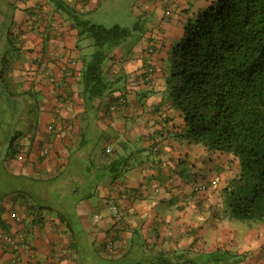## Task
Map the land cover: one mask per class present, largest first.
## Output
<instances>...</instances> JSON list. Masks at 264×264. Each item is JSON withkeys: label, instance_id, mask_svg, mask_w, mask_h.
<instances>
[{"label": "crops", "instance_id": "1", "mask_svg": "<svg viewBox=\"0 0 264 264\" xmlns=\"http://www.w3.org/2000/svg\"><path fill=\"white\" fill-rule=\"evenodd\" d=\"M63 1L84 18L101 0ZM161 1L137 0L131 20H143L144 31L116 48L103 67L116 90L85 104L79 95L85 50L74 22L50 0H0V31H8L3 76L14 83L6 101L35 111L32 119L20 117L0 151V232L23 233L33 255L17 260L0 243V264H156L160 256L175 263L180 252L188 253L185 264H195L219 249L236 255L234 264H264V224L242 229L224 217L222 189L237 162L181 141L183 120L163 103L161 82L143 80L150 43L161 44L154 55L161 63L171 42L173 24L163 20ZM188 2L205 6V0ZM20 84L23 92H16ZM121 97L125 106L110 110ZM10 141L23 149V160L6 157ZM106 153L129 162L118 179ZM196 185L204 190L195 192ZM109 200L123 216L119 224Z\"/></svg>", "mask_w": 264, "mask_h": 264}, {"label": "trees", "instance_id": "2", "mask_svg": "<svg viewBox=\"0 0 264 264\" xmlns=\"http://www.w3.org/2000/svg\"><path fill=\"white\" fill-rule=\"evenodd\" d=\"M188 1L168 0L160 7L163 20H174L181 35L166 46L167 57L161 63L154 59L161 44L150 43L143 80L161 82L163 103L183 120L177 132L181 141L208 152L227 153L237 162V172L222 189L224 217L250 225L264 224V0H205L203 8L202 0H195L198 8ZM50 2L74 22L84 46L80 98L87 104L114 93L116 80L106 75L104 64L116 48L141 34L143 25L136 21L133 28H106L85 21L63 0ZM184 2H188L187 8H181ZM3 70L5 65L1 66V77ZM0 84L10 94L3 80ZM113 101V111L126 102L125 97ZM22 150L10 141L6 157ZM103 160L109 161L114 180L130 166L127 159L111 158L107 153ZM202 190V186L194 187L195 192ZM107 246L113 251L116 238L111 237ZM187 254L175 255V263L162 256L155 263L185 264ZM236 257L219 249L199 255L195 264H234Z\"/></svg>", "mask_w": 264, "mask_h": 264}, {"label": "rangeland", "instance_id": "3", "mask_svg": "<svg viewBox=\"0 0 264 264\" xmlns=\"http://www.w3.org/2000/svg\"><path fill=\"white\" fill-rule=\"evenodd\" d=\"M167 1L168 0H163L160 7L164 6L167 3ZM136 2L137 0H101L98 9L95 12L85 15L83 19L93 24L102 25L106 28H112L115 25H118L121 28H133L136 22L131 20V9L135 6ZM173 15L174 17H176L177 11ZM171 22L172 24L174 23L173 20ZM140 23L143 24L144 23L143 20H141ZM180 35L181 32L178 31L177 26L175 24L172 25V27L170 28L169 38L171 40L176 39ZM6 40H7V31L5 30L3 31L2 29V32L0 31V69L1 66L3 67V65L5 66L7 65L2 60L3 57L5 58V56L2 55V50H3L2 44ZM6 70H7V66L5 68V71L3 70L4 74ZM0 80H3V83L7 85L6 89L8 90V92L12 90L10 94H6V91L5 92L2 91L1 88L3 87L0 84L1 87L0 88V151H1L4 145L7 144V140H9L10 137L14 134L16 130V125H18V121L21 119L20 117H24L23 114H25L30 116V118L32 119L34 118L35 111L31 109V111L29 112L23 109V106L18 110L14 109L13 106H15L16 103L14 101H12V103L10 101H6L7 100L6 98H8L7 95L9 96L13 95L14 83L13 82L11 83V81L5 79L4 76L3 77L0 76ZM16 82L18 83L17 80ZM11 84L12 87H10ZM22 87L23 86L21 84L18 87H15L17 90L16 92H23ZM2 99H4L2 101L4 103L1 102ZM14 114L16 115L14 116ZM226 156L228 157L229 154H226ZM213 163L215 164L216 168H219L221 166L219 159L213 160ZM225 167H227V165H225ZM238 223L243 224L240 226L242 229H246L247 227L246 225H250V223H246L243 221H238Z\"/></svg>", "mask_w": 264, "mask_h": 264}, {"label": "built area", "instance_id": "4", "mask_svg": "<svg viewBox=\"0 0 264 264\" xmlns=\"http://www.w3.org/2000/svg\"><path fill=\"white\" fill-rule=\"evenodd\" d=\"M40 17V15H35L31 17V21H35L36 19H38ZM151 75V70L147 71V76L149 77ZM121 102H124L123 100H120ZM115 109V105H113L111 107V110L113 111ZM56 113H59V111H56ZM49 131H53V126L48 127ZM107 152H110V150L108 149ZM24 152L21 151L18 155V160H23L24 156H23ZM199 190H201V188H198ZM108 207L111 211L112 214V219L116 224L121 223L122 221V214L120 212L119 207L114 203L113 200H109L108 201ZM12 219H17V221H19L20 219L15 215L12 214L11 215ZM0 243L9 248L11 250V252L15 255L17 260H22L25 258V256H32L33 252L31 247L27 244L26 242V238L24 237L23 233H18V234H10V233H6V232H0ZM45 264H53V262L51 260L47 261Z\"/></svg>", "mask_w": 264, "mask_h": 264}]
</instances>
